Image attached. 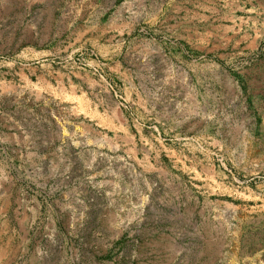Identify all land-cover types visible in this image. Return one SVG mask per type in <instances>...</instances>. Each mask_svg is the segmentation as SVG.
<instances>
[{
    "label": "rangeland",
    "instance_id": "rangeland-1",
    "mask_svg": "<svg viewBox=\"0 0 264 264\" xmlns=\"http://www.w3.org/2000/svg\"><path fill=\"white\" fill-rule=\"evenodd\" d=\"M0 264H264V0H0Z\"/></svg>",
    "mask_w": 264,
    "mask_h": 264
}]
</instances>
